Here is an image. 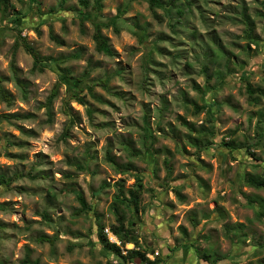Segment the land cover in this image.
<instances>
[{
  "label": "rangeland",
  "instance_id": "rangeland-1",
  "mask_svg": "<svg viewBox=\"0 0 264 264\" xmlns=\"http://www.w3.org/2000/svg\"><path fill=\"white\" fill-rule=\"evenodd\" d=\"M9 1L12 10L0 12V76L13 100L0 101V115L30 117L0 120V176L22 175L0 185V264H120L98 227L105 235L116 225L117 188L127 196L134 176L144 187L139 212L119 209L150 261L170 264V250L185 245L186 262L173 264H208L205 254L222 259L217 264H264V219L257 217L264 190L245 182L264 180V98L251 103L245 89L264 90V0H177V7L159 0L154 8L147 0H103L83 23L79 0L63 8L61 0ZM14 13L23 15L15 26ZM95 22L113 56L96 51ZM14 27L55 60L38 70L18 48L25 95L10 70ZM84 72L90 86L108 79L107 89H82ZM81 89L87 105L70 101L75 124L61 140L63 102ZM53 91L48 120L43 105ZM107 152L132 170L120 172ZM115 238L119 244L108 243L122 255L134 249Z\"/></svg>",
  "mask_w": 264,
  "mask_h": 264
},
{
  "label": "trees",
  "instance_id": "trees-1",
  "mask_svg": "<svg viewBox=\"0 0 264 264\" xmlns=\"http://www.w3.org/2000/svg\"><path fill=\"white\" fill-rule=\"evenodd\" d=\"M30 1L32 3H35V0H30ZM65 1L66 0H61L58 3L59 8H63V6L65 5ZM147 1L149 2L150 6L152 8H154L155 6L160 4L159 0H147ZM102 2H103V0H92V3L90 5L88 0H79L80 10L76 11V12H77V15L80 19V23H83L84 18L90 12H92L95 16H97L103 8ZM176 2H177V0H168V2L166 4L169 5L170 7H172V6L177 7ZM89 7L91 8V10H90V12H87V9ZM10 10H12V5H11L10 1L9 0H0V12H1V14L4 15ZM177 13L180 15H183V10L177 8ZM13 16H14V18L11 21V24L15 26L17 21L20 18H22L21 16H23V15H21V13H14ZM244 18L246 19L245 21L248 24L249 23L248 17L244 16ZM93 27H94L93 40L95 43L96 51L98 53H102L106 56H113V51L108 44V40L102 34L103 25L99 22H95ZM15 30L17 32H16V40H15L14 45H13V54H12L11 62H10V70H11L12 75L15 78L16 85L21 89L22 93L25 95V93H26L25 83L18 80V78L16 77L17 69H16V64H15V53L18 50V48L21 47L26 52V54H28L32 58L33 66H34V68H36L38 70H42L43 68H45L48 65H50L51 63H53L55 60H53L51 58L42 57L39 54V52L37 50H35V48H33V46H31L26 41V39L24 37L21 36V33L17 30V28H15ZM115 32L116 33L118 32V30L116 28H115ZM134 33H136L138 36L143 35V34L139 35V33H137L136 31ZM246 35H247V39L250 42L257 43V40L252 39L250 30L247 32ZM52 40L55 41L56 38L52 37ZM88 75H89V72H84L83 75L78 80V83H80V85L82 86V89L86 88L89 91V93H92V88L94 86H100L104 89H107L108 81H109L108 79H96L93 82V86H90L88 84ZM4 80L5 79L0 76V101L6 103L7 105H11L13 98L3 88L2 84H3ZM82 89L80 91L78 90V91L68 92L67 96L63 102L62 111H63L64 115L67 116L68 123H67L64 131L60 135L61 140H66V138L69 137L70 127L75 124L74 117L71 114V109L69 107L70 101L75 100L81 105H87L85 98L80 96V92L82 91ZM245 89H246V93L248 95V100L251 103L257 104L259 102L260 97L264 98V90H262V89H253L251 87V85H249L247 83H246ZM55 95H56V92L53 91L52 94L50 95V97L47 99L46 103L43 105L47 111L46 113L48 115V120H51V108H52V102H53ZM88 114L91 115L90 109H88ZM29 117H30V115L3 114V115H0V120H6V121L16 120V121H18V120L28 119ZM145 124H146V122H145ZM147 128L148 127L146 124L145 130H147ZM224 144H225V146H228V148H232V143L229 142V143H224ZM245 148L248 151L251 149V146H246ZM249 154L251 156H255L254 153H249ZM106 159L109 163H111L115 167H117L120 170V172H122V173L130 172L132 170V168L130 166L122 167V166L116 165V163H114L113 160L111 159V157L109 156V152H107V154H106ZM21 177H22L21 174H14L13 176H11L9 178L2 175V176H0V185H9L10 183L14 182L15 180H17ZM28 177H31V176L28 174ZM134 179H135L134 188L127 191V196H124V194L121 190V186H119L117 188L118 194H117V196H115V201L113 204V207H114L113 211L116 215V225H112L110 227L111 233L115 237H117L123 245L133 244L134 249L128 250V251H126L125 255H122L120 248L118 246H116L115 244L108 243L107 237L103 233V229H104L103 226L98 227V234H97L98 239L110 252H112L114 254V256L116 257V259L118 260V262L120 264L143 263V262H146V264H156V261L147 260V258H146L147 251L137 250V246L139 243H138L137 237L134 235V233L131 230L132 223L125 224L124 214L121 213L120 212L121 209H119V206H123L127 210L132 211L134 213L139 212L140 196L144 191V187H143L142 179L139 176H134ZM245 182L250 187H253V188L258 189V190H264V180H262V179L256 180L253 178H246ZM176 195L178 196L177 192H176ZM77 200H78L82 210H88V205L86 204V202L84 201V199L81 195L77 194ZM3 209H4V206L0 205V210H3ZM45 216L46 215H44V217ZM257 217L264 219V212L262 211L260 213H257ZM55 240H56V237H53V238L40 237L38 241L41 243L53 244ZM183 248H185V245H175L174 249H172V250L177 251V250H181ZM172 250H170V251H172ZM196 254L199 256L197 251H196ZM200 260L207 262L208 264H217L222 259H218L216 257H212V255L205 254L202 257H200Z\"/></svg>",
  "mask_w": 264,
  "mask_h": 264
},
{
  "label": "crops",
  "instance_id": "crops-1",
  "mask_svg": "<svg viewBox=\"0 0 264 264\" xmlns=\"http://www.w3.org/2000/svg\"><path fill=\"white\" fill-rule=\"evenodd\" d=\"M172 249H174V247ZM171 252H172L173 256H172V259L170 260V264H173V262L175 261V258H178V259L183 258V259H185V262H186V254L187 253H186L185 248H183L181 250H177V251L172 250ZM167 264H169V263H167Z\"/></svg>",
  "mask_w": 264,
  "mask_h": 264
},
{
  "label": "built area",
  "instance_id": "built-area-1",
  "mask_svg": "<svg viewBox=\"0 0 264 264\" xmlns=\"http://www.w3.org/2000/svg\"><path fill=\"white\" fill-rule=\"evenodd\" d=\"M105 236L107 237V240H108L109 242H111V243H115V244H119V243L116 241V238L114 237V235H113L111 232H109V231H105ZM113 238H114V240H113ZM146 258H147V260H149V261L152 259V257L149 256V255H146ZM140 264H146V262H143V263H140Z\"/></svg>",
  "mask_w": 264,
  "mask_h": 264
}]
</instances>
